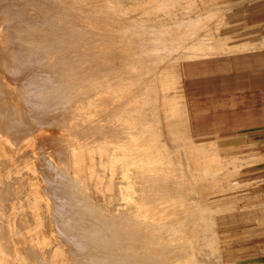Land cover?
I'll list each match as a JSON object with an SVG mask.
<instances>
[{"label": "rangeland", "instance_id": "obj_1", "mask_svg": "<svg viewBox=\"0 0 264 264\" xmlns=\"http://www.w3.org/2000/svg\"><path fill=\"white\" fill-rule=\"evenodd\" d=\"M70 1L94 26L78 29L84 41L68 54L69 83H52L60 92L52 84L55 92H47V114L64 103L61 115L44 109L39 115L53 118L49 128L43 131L30 121L32 134L0 136L13 152V160L0 152V195L7 198L0 200L1 224L6 223L0 224V246L5 244L0 264H89L90 257L73 243L63 246L61 236L53 243L60 250L56 258L26 257L21 239L10 242L8 231L18 229L7 221L15 216L10 202L24 191L6 190L8 175L39 169L43 177L52 168L55 190L76 208V222L69 227H92L87 222L95 221L109 230L103 231L106 241L93 244L113 253L107 264L126 256L131 258L124 264L134 258L141 264H264L258 261L264 254L263 157L235 150L222 137H193L180 78L185 61L263 49L264 0ZM93 36L113 39V47L91 52L86 46ZM165 74L177 81L167 93L160 83ZM165 97L179 104L177 117L164 113ZM11 182V189L18 185ZM53 194L59 195L51 194V204ZM161 216L168 217L160 221ZM130 225L147 230L137 231L139 236L116 231ZM14 233L19 237L22 229ZM243 258L247 261L241 263Z\"/></svg>", "mask_w": 264, "mask_h": 264}, {"label": "bare ground", "instance_id": "obj_2", "mask_svg": "<svg viewBox=\"0 0 264 264\" xmlns=\"http://www.w3.org/2000/svg\"><path fill=\"white\" fill-rule=\"evenodd\" d=\"M68 1L67 0H0V136L4 135L1 133L16 134L15 132H17L18 136H23V135L25 136L27 131L29 134H32V130L30 131V129L32 128L33 123H31L30 121L35 122L36 127L41 128L42 130L43 128L50 127L51 125L50 121L53 118H51L50 120L49 118L50 116L46 117L44 113L43 115L45 116L46 119L43 118L44 116L42 117V114H40L41 116L39 115V112L40 111L43 112V110L45 109L46 104L44 105L43 103L46 101L45 99L49 97V94H47V92L50 91L51 89L54 90L55 88H57L54 85L55 83H69L70 72L68 68V64H69L68 54L70 53V49H72V51H75V49H81L84 41L82 38L83 35L80 33L78 34V29H81L83 31L82 28L85 25L94 26L90 23L88 24L85 22V20L82 18L84 16L83 13L79 11H75L77 4L71 3L72 1L70 2ZM103 31L106 32L105 29ZM75 32H77L79 37H77L76 35H75L76 37H74ZM92 34L95 35V30H92ZM91 40L93 41V43H88V46L86 47L87 49H90L91 52L93 53L109 50L113 47L112 46L113 39L112 40L111 39L105 40L103 38L98 39L96 36H93L91 37ZM162 43L164 44V42ZM51 84L54 85L55 88H53ZM57 89L59 90V88ZM50 92H55V91H50ZM55 97L57 98V96ZM67 99L69 98L67 97ZM42 105H44L43 109H42ZM63 106L64 103H59L54 105L55 111L51 110L52 113L49 114H47L49 110L45 109L47 110V112L45 110L44 111L46 112L47 115L52 116L53 112L54 113L57 112V116H60L61 115L60 112ZM46 107L48 108L47 105ZM49 107H50L49 109H51L52 106L49 105ZM47 118H49L48 121ZM6 137L4 136V138ZM41 139L40 138L36 139V143L37 140L39 141ZM5 140L6 139L3 140L2 138H0V146H3L0 148L1 150L0 152L2 153V150L4 149L3 151H5L6 154L9 155L4 157H7L8 160H11L13 158V152L10 148L4 147V145L6 146L7 144L6 142L9 143V141L5 142ZM37 144H34L33 147H35V145L37 146ZM4 153L3 155H5ZM22 153H24V151ZM26 156L28 157V155ZM37 165L38 164H36V166ZM44 168H46V166ZM9 169L7 170L9 171ZM52 169H50V171L47 170L46 172L47 175L44 172L43 177H41V175L39 176L36 173L37 170L39 169H37L36 172H34L33 169L32 170L29 169L27 171L24 170L25 172L19 174L16 173L14 177L12 176V174L10 175L11 177L8 175V185L9 184L12 185L11 182L12 180H14L13 182L14 184H18V185H16L12 189H11V185H9V187L6 188V190L8 189L10 193L13 192L14 195L15 194L17 195V192H19V190L21 189H23L24 191L22 192L23 196L21 195L22 197L20 199H18L19 197L17 196L18 197L17 200L16 196H14L15 200L12 201L10 200L11 206L10 205L9 206L11 207V210L10 209L9 210L11 211V214L15 216L13 217L9 216V219L7 221L18 225L17 227L18 229H16V227H11L10 231H8L10 236L9 238H11L10 242L18 243L19 242L18 239L19 240L21 239L23 244V248H22L23 253L24 256L26 257H31L33 255L35 256V254L36 255L41 254L45 258L46 256L47 257L52 256V258H56L60 250L59 248L54 247L53 243L56 237L58 239V236H61L60 237L61 241L63 240L62 243L65 242L63 246L65 245L71 246L70 243H73L75 245L74 247L83 250L86 258L90 257V259H87L89 260L88 261L89 264L90 262L92 264L109 263L110 262L109 259L113 258V253L106 252L105 250L102 251L97 250L98 248H96L95 245L93 246V244H96V242L99 243L106 241L103 235H106V233L108 234L109 230L104 228L106 226H103L102 222L99 223L95 221L87 222L89 224L91 223L92 227H87V228L83 226L69 227L70 225L76 222L75 219L72 217V215H76V211H75L76 208H73L74 205L73 203H71L72 201L65 198L60 191L55 190L53 185V179H56V176L51 171ZM167 181H170V179H168ZM54 192L55 193L57 192L60 195L59 196L57 194L58 197L57 196L55 197V195L53 194L54 196H52L55 199L53 202L56 205H54L53 203L51 204L52 201L51 194ZM2 197L3 196L0 195V200L2 199ZM3 198L5 199V197ZM51 205L55 206L54 210L51 209L52 207L54 208V206L51 207ZM20 207L23 208L20 209ZM68 210H70L71 213L70 215L67 212ZM17 215L19 218L16 217ZM167 217L168 216H163V217L161 216L159 217V219L161 221L162 219ZM1 222L2 219L0 220V224ZM2 225L3 224H1V226ZM55 225H57V228L55 227ZM94 225H96V227H94ZM1 226L0 229L3 230L2 229L3 226L2 227ZM19 228L22 229V234L19 237H16L15 236L16 232L14 233V230L20 231L21 229ZM110 230L113 231V229ZM118 230L119 232L134 231L133 233L135 234V236H139L140 235L138 233L139 231H141L140 233H142V231L146 232L147 229L145 228L142 229L140 227L137 226L134 227V225H130L128 227L123 226L120 227L119 229H116V231ZM58 231L61 232L62 235L60 234L58 235L57 234ZM103 231H105L106 233ZM109 234L111 235V232H109ZM79 239H83V242H87L88 245L86 247H82V243H80ZM4 246H2L1 244L0 247L4 248ZM9 246L6 245V247ZM106 246L109 245L105 244L104 249ZM15 247L16 246H14V248ZM120 247L122 248L124 246L122 245ZM10 252L12 253V251ZM15 253L17 252H14V254ZM107 253H110L108 254L109 256L106 255ZM121 253L122 251L119 252L118 254ZM41 255H39V257ZM4 258H6L5 255ZM127 258H131V257L126 256V258H120L116 262V264L126 263L125 260H128ZM8 259L9 257L6 258V260ZM12 260L11 262L13 263ZM28 260L30 261V258ZM143 260L145 259H142L141 261L143 262ZM4 262L5 261H3V263ZM129 262H133V264H141L139 258L138 260L137 258L136 259L134 258ZM146 262L147 261L145 260V263Z\"/></svg>", "mask_w": 264, "mask_h": 264}, {"label": "crops", "instance_id": "obj_3", "mask_svg": "<svg viewBox=\"0 0 264 264\" xmlns=\"http://www.w3.org/2000/svg\"><path fill=\"white\" fill-rule=\"evenodd\" d=\"M180 78L191 135L222 137L235 150L261 155L264 178V48L185 61ZM160 83L167 93L177 81L165 74ZM164 99V113L177 117L179 104ZM258 259L264 263V254Z\"/></svg>", "mask_w": 264, "mask_h": 264}]
</instances>
